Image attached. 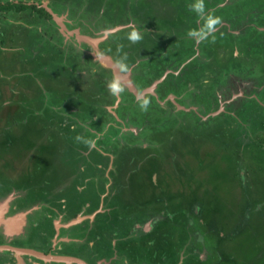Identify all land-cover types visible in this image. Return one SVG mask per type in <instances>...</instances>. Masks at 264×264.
Returning a JSON list of instances; mask_svg holds the SVG:
<instances>
[{
  "label": "rangeland",
  "instance_id": "rangeland-1",
  "mask_svg": "<svg viewBox=\"0 0 264 264\" xmlns=\"http://www.w3.org/2000/svg\"><path fill=\"white\" fill-rule=\"evenodd\" d=\"M6 1L41 4L51 14V18L39 20L40 23L35 26L32 20H36L37 14L31 9L0 10V34L4 29L8 32L15 29L19 35L16 38L21 42H11L9 34L5 40L6 45L15 46L0 50V64L5 66V71L0 69V127H5V121H11L14 116H19L26 123H29L30 118L33 119L31 127L36 133V129L44 130L47 134L57 130L66 136L67 132L61 130L65 126L67 135L79 144L75 145L79 158L69 161V156L73 158L70 151L69 156L61 150L56 151L57 154L53 157L47 153L46 160L51 162L59 171V177L61 176L60 183L54 187L58 190L57 196L67 197L69 203L45 199L40 195L32 197L26 207H33L28 209L30 213L22 232L18 228L6 234L4 227L0 225V244H11L15 238L9 241L10 237L25 238L34 221L39 224L36 227L38 232H43L50 228L52 220L56 235L52 238L51 246L54 247L59 240H63L61 251L90 262L87 264H112L113 261L104 258L103 250L97 249L102 240L108 238L114 245L125 240L130 243L139 242L141 237L151 232L154 239L149 242L153 241L155 246L162 247L157 250L160 253L158 257L165 260V264L171 262L167 259L170 254L173 256V252L165 248L170 241L180 245L185 241L177 263L183 261L187 252L185 245L191 242L193 247L189 252L195 251V255L206 259L204 263L207 264H218L222 251L231 253L235 264H264V56L260 60L263 62L260 63L262 70L257 59L252 61V56L256 53L245 49L237 32L232 29L234 25L239 28L246 24L245 38L257 40L255 47H259V53L264 52V0H205L206 11L219 15L224 23L216 26L215 39L205 42L189 40L192 37L187 35V30L194 28L192 22L195 13L184 6L183 0L161 1L163 8L165 5L168 6V11L176 10L179 16L176 18L183 16V21L176 20L175 16L164 17L167 14L165 9L161 11L162 16L159 14L160 10L155 12L159 0H0V3ZM216 4L225 5L215 6ZM210 7L212 8L209 9ZM155 13L159 15L154 16ZM223 19L231 24L229 29L223 26ZM198 20L195 27L200 24ZM159 23L163 27H166L165 23L170 24L171 28L166 27L164 31ZM148 25H158L161 29L152 26L154 29L148 30ZM132 27L145 37V43L138 45L141 51H135V43L126 39V33ZM34 29L38 35L35 40H31V45L27 43L30 50L36 45L37 49L40 47L51 53L53 43L56 51L62 54L60 69L50 77L34 74V81L40 86L38 97L46 106L44 113L49 112L52 118L46 124L37 119L36 113L28 112L29 109L34 108L36 111L37 108L35 93L31 90L35 84L27 87L30 81L22 76L31 69L26 65L24 69L27 72H21L18 60H22L14 53L17 45L25 49L26 40L20 36V32ZM83 36L99 38L100 41L93 46L84 41ZM164 41L168 42L166 46L163 45ZM171 41L182 46V51L178 49L179 53L192 57L183 76L179 69L170 65L180 57L169 50ZM110 43L116 47L110 46ZM185 46L190 52L184 51ZM130 47L131 56L128 54ZM209 47L211 54L207 52ZM94 50L102 51V58L95 56ZM231 52L234 54L231 55ZM121 55H126L128 65L124 72L115 63ZM230 57L233 59L228 60ZM148 58L153 65L157 64V67L165 70L160 78L144 88L151 89L149 94L143 91L138 93L133 82L141 81L142 74L137 69L141 71L138 66ZM225 60H228V66H225ZM110 62L115 67L109 66ZM133 65V69L136 68L134 71ZM175 66L178 67L179 63ZM194 67L200 69L197 73L207 82H203L201 87H198L200 80L196 83L187 77ZM217 67L223 69L215 71L214 68ZM172 68L174 72L167 73ZM113 75L119 77L123 86L119 96L112 95L106 87L107 80ZM165 77L173 80L176 94L179 92L178 95H168L174 104L170 106L167 99H160L157 103L164 108L163 111L157 112L155 108L149 109V106L147 110H141L137 97L146 96L152 102L150 94L157 96L154 91L156 86L153 84L161 83ZM259 79H262L259 90L253 89L255 84L258 86ZM102 82L104 87L98 88ZM126 83H130L132 87L129 89ZM128 93L134 96L133 102H130L131 96L127 98ZM250 97L257 98L252 104L239 109L242 99ZM27 99L30 104L24 107ZM153 100L155 104L156 100ZM96 107L99 110H95ZM40 111L43 109L36 112ZM169 115L175 116V121L169 119ZM199 119L201 123L207 124L208 134L211 124L214 128L218 126L219 130L211 132L210 139L201 137V134L196 136L191 128ZM92 120L97 123L92 125ZM219 126H225L224 134L229 137L223 135L227 140L232 137L233 142L228 149L219 146L227 142L218 135L222 134ZM207 127L199 126L198 130L203 131ZM78 128L82 134L75 137L74 130ZM13 132L16 135L24 133L18 124H14ZM8 133L11 134L9 128L1 129L0 141L11 142L6 137L10 138ZM85 140H94V146H89ZM17 144L20 147L14 151L15 157L7 154L13 170L5 173L8 177H13L23 169L17 179L9 178L15 184H23L19 178L30 169L25 164L29 161V153L21 143ZM237 145L239 148L233 150ZM234 151H238V155ZM96 155L99 157L95 160ZM87 158H90L89 164H95L96 168L90 165L91 179L81 181L77 170L86 169L83 163ZM97 169L100 170L99 173ZM95 176L98 177L93 179ZM76 184L79 192L74 188ZM14 186L5 190V194H9L0 197V204L6 202L8 205L3 212L5 218L9 215L18 216L10 206L19 199L16 197L21 199L27 195L26 188ZM74 193H78L81 200L86 196L95 199V203L96 200L97 203L99 201L97 207L96 204L93 205V210L96 211L75 210L80 207L75 203L82 201L71 196ZM203 202L205 204L202 209ZM71 209L75 210L72 215ZM106 209L117 216L115 223L107 219V214L104 218ZM67 216L73 218L67 221ZM94 223L104 230L103 235H97L99 238L96 241L99 243H94L83 235L92 232L90 227ZM32 232L36 237L33 235L14 241L13 245L33 249L47 246L49 242L36 229L33 228ZM58 233L62 236H57ZM203 235H207L210 249L215 248L214 241L219 239V245L211 253L208 248H203ZM180 238L182 239L179 240ZM145 242L146 239L140 243ZM165 249L164 256L162 253ZM4 261L6 262L3 263ZM73 262L55 264H78ZM0 264L50 262L40 261L31 254L22 255L7 250L0 252Z\"/></svg>",
  "mask_w": 264,
  "mask_h": 264
},
{
  "label": "trees",
  "instance_id": "trees-1",
  "mask_svg": "<svg viewBox=\"0 0 264 264\" xmlns=\"http://www.w3.org/2000/svg\"><path fill=\"white\" fill-rule=\"evenodd\" d=\"M11 9H15L16 11H22V10H26V9H31L32 11H34V13H36V20H32V23H35V26L37 25V23L39 24L40 21H46L48 19L51 18V14L43 7L41 6V4H27L25 2L22 1H18V2H12V1H6L5 4H0V10H11ZM148 9V8H147ZM146 17V14H145ZM182 19H184V17H182ZM196 20L197 17L195 15L194 17V21L192 22V26L195 27L196 26ZM36 21V22H34ZM39 30V29H37ZM36 29L29 31V30H23L20 32V36H22L25 40H26V45H25V49L23 50L22 47H20L19 45H17V50H15V54H18V58H20L22 60V62L20 60H18L21 63V68L20 71H26L24 69V67L26 65V67H29L31 70L30 72L27 74L25 73L22 78L29 80L30 82H28V86L27 87H33L31 90H33L34 94V98H36V102L37 105H35L36 111H39L40 109H43V111L40 112H36L33 108V110L29 109L28 112L29 114H35L37 115V119L38 120H42L43 123L46 124V121L49 119H52L51 116L49 115V112L44 113V107L46 109V106H44V103H41V99L38 97L39 92H40V86L39 84L34 81V74L39 73V75L41 74L43 77L48 78L50 77L53 72L57 71L60 69L62 63H60V57H62V54L59 53L58 51H56L55 45L52 43L53 45V51L50 53V51L48 50H44L43 48L38 47L39 49H37V46H34V49H31L29 47H27V43L29 45H31V40H35V36L38 35V33H35ZM10 34L9 36V40L11 42H15V44H17V42H20L17 38L16 35L19 37V35L17 34V30L13 29L12 31L8 32L5 29L2 30L1 34H0V50L2 48L5 47H9L11 48L12 46L15 45H6L5 40L7 39V36ZM258 42V41H257ZM21 43V42H20ZM145 43V37H143V39L141 41H138L135 43L136 46H134L136 48L135 51H141L139 50V46ZM110 46H115L114 44L112 45V43H110ZM116 47V46H115ZM46 48V47H44ZM55 48V49H54ZM154 48H155V44H154ZM258 47H255L254 45H252V48L250 50H252L254 53H256L254 56L255 59L258 60L259 66L261 67L260 63H263L262 60L263 56H264V52L259 53V51H257ZM131 49L132 47H130V51H129V55L131 56ZM184 55V54H183ZM132 59H134V55L132 56ZM183 59V58H182ZM254 59V60H255ZM13 60V57H12ZM133 64V63H131ZM135 67V65L132 66ZM138 67H141V71H138L140 74H142L141 77V81L139 80L138 82H133L137 88V90H141L143 89V87L152 84V82H154V80L160 78V76L163 74L164 70L163 68H159L157 67V64H152L150 62V58L141 61L140 65ZM46 68V69H45ZM0 69L1 71H5V66H2V64H0ZM12 69V67H11ZM136 69V68H134ZM133 69V71H134ZM262 69V67H261ZM263 70V69H262ZM27 72V71H26ZM41 76V77H42ZM153 76V77H152ZM149 77H152V79H149ZM2 81V80H0ZM172 81L173 80H169L167 79V77H165L163 79V81L159 84L156 85L155 88V92L157 94V98L158 99H164L169 93H173L175 95L176 94V89L174 86H172ZM100 87H104V83L102 82L100 86H98V88ZM194 93H198V92H194ZM129 94V93H128ZM131 96V101L133 102L134 100V96L132 94H129L127 96V98H129ZM150 97L156 100L157 103V99L155 96L150 94ZM152 99V102L149 103V109H153L155 108L157 110V112L163 111V107L160 106L158 103L154 104V100ZM28 102H26L27 104L24 105V107H27L26 105L30 104V100H26ZM35 101V99H34ZM97 102L99 103L100 101ZM168 104L170 106H172V102L168 101ZM96 105V104H95ZM99 105V104H97ZM258 105V104H257ZM255 105L256 109H258V106ZM94 108V107H93ZM95 110H99L97 107L95 108ZM179 112H183V110H179ZM38 114H41L42 116H39ZM168 114H171L170 112ZM169 119L174 120L175 121V116H170L169 115ZM33 119H29V123H26L25 121L22 120V118L20 119V117H16L14 116V118H12V120L10 121V119H7L5 121V123L7 124L5 127L1 126L0 127V132L1 129H5V128H9L11 130V134H10V138L6 135V137L8 139L11 140V142H2L0 141V146H2V148L0 147V197L3 196L5 194V190H9V186L10 185H17V186H22L24 188L27 189V195L24 196L21 199H18L17 201V205L18 207H24L27 205L28 201L35 196H44L46 199L48 198L49 193H54L55 195H57L58 190H56L54 187L57 186L60 182L59 179H61V176L59 177V171L56 170V168L51 164L50 161L46 160V158L48 157L47 153L53 157L56 153V151L61 150V152H68L70 151V153H73V158H71L69 155V161H76L78 160V154H77V146H75L76 144H78V142H74L72 140V137H70L69 135L66 136L63 134H60L61 132L55 130L52 131L50 134H47V132H45L44 130H39L36 129V132L32 131V127H31V121ZM41 122V121H40ZM93 123H91L92 125L94 123H97L96 120H92ZM14 124H18L24 133L20 134V135H16L13 132L14 129ZM199 124V125H197ZM199 126H203V127H207V124L205 122L201 123L200 119L199 121H197L193 126H192V131L196 136H200L205 138V139H210V134L213 131H218V126H216L217 128H214V125L211 124V131L209 132V134L207 133V128H205L203 131H199L198 127ZM220 130L222 132V134H218L220 136V138L223 140V138L227 141L224 145L219 144L220 147H225L226 149H228L229 145L232 144L233 140L232 137L230 138V140H227V138L229 137L228 134H224L225 133V126H219ZM229 127V126H228ZM69 129V128H68ZM61 130H63L64 132H68L66 130L65 126H62ZM81 129H77L74 130V136H78L80 134H82L80 132ZM40 131V132H39ZM190 130H187V132ZM84 133V132H83ZM86 133V132H85ZM203 134V135H202ZM227 136V138L224 135ZM64 136L66 138V141H64ZM6 141V139L4 140ZM214 141V140H213ZM216 143V141H214ZM17 143H21L24 147H25V151H27L29 153L28 155V162H25V164L27 166L30 167L29 170H27L26 172L23 173L22 177H26V178H19L23 181V184H15L12 182V180H10L9 178H16L17 175L19 173H22V170L17 173L15 176H10L8 177V175H6V171H12V166H11V161L9 159V157L7 156V154L9 153L10 156H14L15 152L20 145H18ZM110 143L112 144V140H110ZM227 144V145H226ZM239 148V145H237L236 147L233 148V150H236ZM5 150H8L9 152H5ZM240 150V149H239ZM238 150V151H239ZM238 151H234L237 155H238ZM79 153V152H78ZM75 154V156H74ZM94 154V153H93ZM97 154V153H96ZM99 156L96 155V157H94V159L96 160ZM226 157V156H225ZM52 159V158H51ZM92 160V159H91ZM90 158H87L84 161V166H86V169H81L78 168L77 173L79 171L81 180L83 179H91L90 177V172H89V166L91 165L92 167H96V165L94 164H89ZM28 171H30L31 173L28 174ZM99 173V172H98ZM98 177V176H96ZM17 179V178H16ZM26 185H28L29 187H26ZM88 186V185H87ZM28 189H32V190H28ZM48 193V194H45ZM25 195V194H24ZM164 201V199H161ZM163 201H160L162 204H164ZM203 204H205L204 202L202 203V209H203ZM98 203L96 200V207H97ZM81 206V205H80ZM79 207V206H78ZM93 207V203L92 206H90V208ZM80 208V207H79ZM78 208V209H79ZM71 211V210H70ZM75 210H73L72 212H70V214H74ZM106 214L104 215L105 218ZM117 216H113L112 219V223H115V218ZM108 218V217H107ZM82 225V224H80ZM83 226V225H82ZM32 227V226H31ZM92 230V232H88L89 236L88 239L91 241H94V243H99V241H96L99 237H97V235L101 234L104 232V230L102 231L99 227L98 224L94 223L92 224V226L90 227ZM33 229V228H32ZM31 229V230H32ZM34 229H36V232H38L37 228L35 227ZM49 229V228H46ZM52 230V229H51ZM53 232V230H52ZM32 235H35L34 232H32ZM210 233V232H209ZM39 235V234H38ZM97 237V238H96ZM146 242L145 244H141L140 242L145 240ZM154 239L152 232L143 237H141L139 240V242H135L133 241L132 243L128 242V241H121V242H117L115 244V247L111 246L110 243V239H106L105 241H101L100 245H97V249L98 250H103L104 253V257L108 258L110 257L113 252H114V248L118 251V253H121L122 256H124V262H126L127 264H165V260H161L158 255L160 256L159 251L162 249V247L159 246H155L152 242H149V240ZM224 239V237H223ZM203 248H208V251H210V253L216 249V246L219 245V239L217 238V242L214 241V246L215 248H211L210 249V242L207 238V235H203ZM191 243V242H190ZM174 244V243H173ZM170 242H167L165 245L166 249H169L170 251L173 252V256L172 254H170V256L167 259H170L171 262H169V264H176L177 262H179V259L181 257V251H182V246L184 245V243L182 242V244L180 245L178 244H174L173 245ZM50 247L51 244L48 243L46 247ZM199 246V244H198ZM168 247V248H167ZM185 247L187 248V252L186 255L183 259V261H181L180 263L177 264H207L204 263L206 262V259H200L197 255H195V251L189 252V249H192L193 245L189 244V246L185 245ZM200 247V246H199ZM54 248H56L58 250V252L60 251L61 253H63L61 251V248L56 245L54 246ZM202 247H200L201 249ZM202 248V250H203ZM165 251L162 253L165 256ZM97 250V251H98ZM155 251V252H154ZM67 253V251H65ZM97 253V252H96ZM152 253V254H151ZM218 253V252H217ZM167 255H169L168 253H166ZM220 260H218V264H220V262L224 263V262H230L231 264H235V259L232 257L231 253H227L222 251L221 255H220ZM165 258V257H164ZM217 259V257H216ZM90 263V262H87Z\"/></svg>",
  "mask_w": 264,
  "mask_h": 264
},
{
  "label": "water",
  "instance_id": "water-1",
  "mask_svg": "<svg viewBox=\"0 0 264 264\" xmlns=\"http://www.w3.org/2000/svg\"><path fill=\"white\" fill-rule=\"evenodd\" d=\"M83 38V40L84 41H86V42H89V43H91L93 46H94V44L96 43H98L99 41H100V39L99 38H90L89 36H83L82 37ZM100 58H101V56H99ZM107 62V61H106ZM110 65L109 66H114V65H111V63H109ZM115 67V66H114ZM124 82H126L125 80H123ZM127 84V86H128V88L130 89L131 87H132V85L130 84V83H126ZM96 168V167H95ZM98 170V172L100 171L99 169H97ZM96 178V176L95 177H93V179H95ZM84 180H86V181H88L89 179H84ZM82 181V180H81ZM11 186H14V185H10L9 186V188L8 189H10L11 188ZM77 184L74 186V188H76V190L79 192V189L77 188ZM15 187V186H14ZM82 190V189H81ZM7 194H9V192L8 193H6V194H4L3 196H6ZM45 194H48V193H45ZM78 193H74V194H72L71 196H73V197H77V199H79L80 201H82V203H75L76 205H81L80 206V211H84V210H86V211H89L90 212V210H92V212L93 211H96V210H93V207L92 208H90V206H92V203H93V205L94 204H96L95 203V199H93V198H91V199H89V198H87L86 196H85V199L84 200H81V197H79V195H77ZM66 196H68V197H70L69 195H66ZM95 196V195H94ZM2 197V196H1ZM44 197V196H43ZM17 199L19 198L20 199V197H16ZM45 198V197H44ZM13 199H15V198H13ZM12 199V200H13ZM46 199V198H45ZM47 199H52V200H57V201H59V202H61V203H63V202H67V203H69V201H68V198L67 197H65V198H63V199H59V197L57 196V195H55L54 193H49V195H48V198ZM17 201L18 200H16V203L15 204H12L11 206H10V208L12 207L13 208V212L15 211V212H17L16 214H18V216H16V215H14V216H12V215H9V216H7V218H5V216H4V209H6L7 207H8V205L6 204V202L5 203H2V204H0V225H2L3 227H4V230H5V232H6V234H10V233H12V232H14V231H16V230H18V228H20V233L22 232V228L24 227V224L27 222L26 220H28V214L30 213L29 211L30 210H28V209H30V208H32V207H26V206H24V207H18V205H17ZM98 203H99V201H98ZM16 205V206H15ZM48 205V204H47ZM63 206H67L66 204H64ZM68 207V206H67ZM69 208V207H68ZM21 209V210H20ZM79 209H75V210H79ZM71 212H72V209H71ZM105 214H107V219H109L110 220V222L112 221V219H113V215H112V213L110 212V210L109 209H106V210H104V215ZM66 219H67V221L70 219V218H73V217H65ZM50 228L53 230V232H52V230L49 228L48 230L47 229H45L43 232H40L39 231V234H40V236L42 237V238H45V240L46 241H48L50 244L52 243V238H53V236L54 235H56V233H55V226L53 225V223H52V220H51V222H50ZM26 226V225H25ZM32 226V227H31ZM39 226V224H37V222H31V224H30V230L29 231H27L26 232V237L25 238H22V237H10V239H9V241H12V239H14V238H17L19 241L20 240H24V239H27L28 237H33V235H32V233H31V229L32 228H35V227H38ZM27 227V226H26ZM38 230V229H37ZM70 231V230H69ZM55 233V234H54ZM89 234V233H88ZM87 233H83V235L86 237V238H88V235ZM58 235H60L59 233L57 234V236ZM60 236H62V235H60ZM42 238H40V239H42ZM43 240V239H42ZM44 241V240H43ZM62 242H63V240H59L56 244L59 246V247H61L62 248ZM16 243H20V242H16ZM14 243H6V244H3V245H0V249L1 250H3V249H5V250H13V251H16V252H20V253H25V252H27V251H29V253H31L32 255H35V256H38V257H41V258H43V259H47V258H52V259H60V260H65V261H75V262H77L78 264H86L87 262H86V260H84L83 258H81V257H77V256H75L74 254H70L69 252H65V253H63V255H49V254H44V253H42V252H40V251H36V250H32L31 248H26V247H19L18 245H13ZM56 244H54V246H56ZM19 245H22V243H20ZM110 245L111 246H113V247H115V245H114V243H110ZM63 246H65V244L63 245ZM71 247V246H70ZM69 247V248H70ZM66 250H67V248H66ZM116 254V255H115ZM113 256H117V257H113ZM104 258H106V257H104ZM106 259H110L109 261H113L112 262V264H127L126 262H124V256H122V254L121 253H118V251L114 248V252H113V254L110 256V257H108V258H106Z\"/></svg>",
  "mask_w": 264,
  "mask_h": 264
},
{
  "label": "flooded vegetation",
  "instance_id": "flooded-vegetation-1",
  "mask_svg": "<svg viewBox=\"0 0 264 264\" xmlns=\"http://www.w3.org/2000/svg\"><path fill=\"white\" fill-rule=\"evenodd\" d=\"M162 0H159V2H158V4H157V8L156 7H153V8H156L155 9V12L158 10V12H159V10H160V12H159V14H160V16H162V14L163 13H161V11L162 10H166L167 12V14L164 16V17H171V16H175V18L176 17H179L178 16V13L176 12V10L175 11H168V6H165L164 5V8L162 7V2H161ZM256 1H259V0H256ZM185 5L184 6H187V3H188V1H182ZM254 2H255V0H254ZM218 4V3H217ZM215 5V6H223V5H225V4H223V5ZM229 5V4H228ZM183 6V7H184ZM148 8V7H147ZM159 8V9H158ZM212 7H210L209 9H211ZM218 8H222V7H218ZM149 9V8H148ZM225 8H222V10H224ZM213 10V9H212ZM159 14H157V13H155V14H153L154 16H158ZM148 15V14H147ZM182 17L183 16H181V18H179V19H177L176 18V20H181V21H183L182 20ZM198 19V18H197ZM128 21H130V18H129V20ZM185 21V20H184ZM200 20H198V22H199ZM223 21H225V25H223V26H226L227 27V29H229L230 28V23H228L226 20H224L223 19ZM197 22V21H196ZM158 23V22H157ZM222 24H224L223 22H221ZM161 26H162V23H159ZM166 24V27H170V24H167V23H165ZM152 26H154V28H160V27H158V25H157V27L155 26V25H152ZM151 25H148L147 26V29L149 30V29H154L153 27H152ZM166 27H163L162 26V28H163V30L165 31V29H166ZM233 27H235V28H233ZM171 28V27H170ZM161 29V28H160ZM232 29H234L237 33H236V35H238V37H240V40H241V42H242V44L244 45V48L245 49H247V50H249V49H251L252 48V45H256L258 42H257V40H255V39H247V38H245L246 36L245 35H247V31H246V24L245 25H241L239 28H237L235 25L234 26H232ZM240 29H242V32L240 33ZM233 30V31H234ZM167 31H168V29H167ZM172 31H174V30H172ZM127 34V33H126ZM232 34H234V32H232ZM166 36V35H165ZM243 38H245V39H243ZM169 39H171V38H169ZM174 38H172V40H173ZM239 39V38H238ZM167 40V39H166ZM189 40H193V38H190ZM193 42H194V40H193ZM191 43V42H190ZM168 44V42L167 41H164L163 42V45L164 46H166ZM170 46H169V50H171L172 52L171 53H174V54H177V56H180V57H178L174 62H171L172 64H170V65H172L174 68H177V69H179L178 71L180 72V74H181V76H183V74L185 73V71L189 68V65H190V61H191V59H192V57H187V56H185V55H183L182 56V54L183 53H179L178 52V49H180L181 51H182V46L180 47L179 45V43L178 42H175V41H171V43L169 44ZM186 46H188V45H186ZM185 46V50L184 51H187L188 50V52H190V50L187 48ZM189 48H190V46H189ZM210 48V47H209ZM257 51L259 50V47L256 49ZM207 52H208V54H211V48L209 49V51L207 50ZM232 54H234V53H232L231 52V55ZM182 56V57H181ZM248 57V56H247ZM183 58V59H182ZM231 58L233 59V57H230L228 60H231ZM227 59V58H226ZM252 61H254V56H252ZM228 60L226 61V63H225V66H228ZM184 62H185V64H184ZM179 63V66L178 67H176L175 65H177ZM174 68H172L171 69V71H168L167 73H172V72H174ZM226 68H228V67H226ZM176 69V70H177ZM223 68H214V70L215 71H220V70H222ZM200 69L199 68H197V67H194V69L192 68V70H190L189 71V75L187 76L188 78H189V80H194V82H198L199 80V86L198 87H201V85H203V82H204V84L205 83H207L206 81H205V79H203V78H201L202 76H201V74H199V73H197V71H199ZM204 70V69H203ZM259 81V83H258V86L255 84L254 86H253V89H255V88H257L258 90H259V85L261 84L260 82L262 81V79H259L258 80ZM148 86V85H147ZM147 86H145V87H143V89H141V90H138L137 92L138 93H140V92H145L146 94H149V90H151V89H144V88H146ZM153 86H156L155 84H153ZM172 86H174V84H172ZM155 89V88H154ZM155 91V90H154ZM169 94H173V93H169ZM168 94V95H169ZM153 95V94H152ZM155 95H157L156 94V92H155ZM168 95L164 98V99H167V103H168V101H171L172 102V99L170 98V97H168ZM154 96V95H153ZM256 98L257 97H250L249 99L247 98V100L246 99H242V101L239 103V109L243 106H245V105H249V104H252L251 102H255V100H256ZM156 99L157 100H160V99H158L157 98V96H156ZM158 102V101H157ZM159 103V102H158ZM172 104H174L173 102H172ZM150 106V105H149ZM179 110H181V109H178V111ZM192 129V128H191ZM68 133V132H67ZM59 198H61V199H63V197H61V195L60 196H58ZM210 234H212L213 235V233L212 232H210ZM34 237H36L35 235H34ZM180 237H181V234H180ZM182 238H180L179 240H181ZM217 239V238H216ZM18 239L17 238H15V240L14 241H17ZM14 241L12 242V243H14ZM183 242H185V241H183ZM191 244V243H190ZM0 245H2V244H0ZM187 246H189V244H186ZM19 247H24V245L23 246H19ZM34 247H35V245H34ZM27 248V247H26ZM29 248V247H28ZM32 250H36V251H40V252H42V253H44V254H49V255H63L62 253L60 254V253H58V250L56 249V248H54V247H52V246H50V247H36V249H33V248H31ZM4 251H7V250H5V249H3ZM3 250H1L0 249V252H4ZM8 251H13V250H8ZM16 252V251H15ZM60 252V251H59ZM16 253H19V254H22V255H30L31 253H29V251H27V252H25V253H20V252H16ZM32 255V254H31ZM33 256H35V255H33ZM35 257H37L40 261H49L50 262V264H55V263H57V262H62L63 263V261H65V260H60V259H50V258H47V259H43V258H41V257H38V256H35ZM14 259H16V257H14ZM8 261V260H7ZM16 261V260H15ZM57 261V262H56ZM6 261H4L3 263H5ZM74 263V262H73Z\"/></svg>",
  "mask_w": 264,
  "mask_h": 264
},
{
  "label": "clouds",
  "instance_id": "clouds-1",
  "mask_svg": "<svg viewBox=\"0 0 264 264\" xmlns=\"http://www.w3.org/2000/svg\"><path fill=\"white\" fill-rule=\"evenodd\" d=\"M187 7L191 12L195 13L196 17L200 20V24L198 27L189 28L187 30V35L192 37L193 40L196 42L214 40L215 29L216 26L221 23V17L219 15L214 14L212 11H206L205 0H188ZM126 39L132 43H136L138 41H141L143 39V36L139 30H137L135 27H132L127 32ZM94 54L95 56L99 57L103 53L102 51L94 50ZM115 63L121 72L126 71L128 68V65L126 63V55L119 56L116 59ZM106 87L108 91L114 96H119L123 91L122 83L119 77L115 75H113L110 79L107 80ZM137 103L141 110H147L150 101L146 96H138ZM85 143L89 146H94V140H85ZM15 155L16 153L14 154V157Z\"/></svg>",
  "mask_w": 264,
  "mask_h": 264
},
{
  "label": "bare ground",
  "instance_id": "bare-ground-1",
  "mask_svg": "<svg viewBox=\"0 0 264 264\" xmlns=\"http://www.w3.org/2000/svg\"><path fill=\"white\" fill-rule=\"evenodd\" d=\"M102 58V57H101ZM111 63V62H110ZM111 65H113L112 63H111ZM148 89V88H147ZM75 110V109H74Z\"/></svg>",
  "mask_w": 264,
  "mask_h": 264
},
{
  "label": "crops",
  "instance_id": "crops-1",
  "mask_svg": "<svg viewBox=\"0 0 264 264\" xmlns=\"http://www.w3.org/2000/svg\"><path fill=\"white\" fill-rule=\"evenodd\" d=\"M3 245V244H2ZM75 262V261H74ZM87 264V263H86Z\"/></svg>",
  "mask_w": 264,
  "mask_h": 264
}]
</instances>
